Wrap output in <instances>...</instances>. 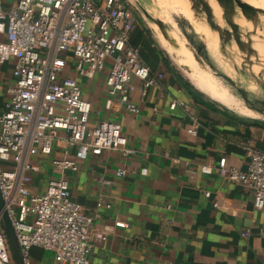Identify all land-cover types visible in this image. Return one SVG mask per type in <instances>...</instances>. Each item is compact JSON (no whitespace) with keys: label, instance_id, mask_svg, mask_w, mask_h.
Here are the masks:
<instances>
[{"label":"crops","instance_id":"obj_1","mask_svg":"<svg viewBox=\"0 0 264 264\" xmlns=\"http://www.w3.org/2000/svg\"><path fill=\"white\" fill-rule=\"evenodd\" d=\"M142 23L131 44L152 74L163 78L146 96L132 95L138 114L108 94L107 69L93 79L68 71L91 103L90 123L115 122L135 150L127 157L120 152L91 156L78 172L67 173L73 201L85 214L98 216L99 228L113 229L109 240L90 254V264H264V210L253 207L247 188L201 173L203 165H216L223 157L245 171L243 146L252 139L264 152V126L246 120L250 110L223 85L221 93L213 89L189 57L172 54L156 25L157 36ZM179 56L199 73L180 66ZM12 63L0 66V102L12 82ZM174 101L181 105L171 111ZM196 126L197 134H190ZM60 156L57 148L52 156L36 159L41 170L33 176L32 193L44 191L56 175L52 159ZM119 170L125 171L123 177L117 176ZM217 196L227 199L234 215L214 207ZM99 202L104 207L97 209ZM114 221L127 227L114 229ZM245 230L250 234L243 237ZM28 262L59 264L54 254L38 247L30 250Z\"/></svg>","mask_w":264,"mask_h":264},{"label":"built area","instance_id":"obj_2","mask_svg":"<svg viewBox=\"0 0 264 264\" xmlns=\"http://www.w3.org/2000/svg\"><path fill=\"white\" fill-rule=\"evenodd\" d=\"M136 16L144 20L132 0H0V66L13 62L12 82L0 102V193L26 264L34 247L54 254L59 264H90L92 251L113 231L99 228L98 216L85 214L73 201L67 173L78 172L91 156L120 152L127 157L135 150L120 125L90 123L91 103L68 71L93 79L107 69L108 94L138 114L132 95L146 96L163 75H153L131 44ZM180 105L174 101L169 108ZM188 132L196 135L197 126ZM57 148L61 156L52 159L56 175L43 192L32 193L33 176L41 170L36 159L52 156ZM243 149L245 171L223 157L216 165H203L201 173L247 188L253 207L264 210V152L252 139ZM124 175V170L117 172ZM96 206L104 207L101 202ZM214 207L234 215L226 198L217 196ZM113 227L127 225L114 221ZM0 264H14L1 211Z\"/></svg>","mask_w":264,"mask_h":264},{"label":"rangeland","instance_id":"obj_3","mask_svg":"<svg viewBox=\"0 0 264 264\" xmlns=\"http://www.w3.org/2000/svg\"><path fill=\"white\" fill-rule=\"evenodd\" d=\"M133 3L137 6L136 2L141 3V5L149 12V14L155 18L162 19L169 25V31H170V36L172 38H175L178 42V49H173L171 45L166 43V45L170 46L174 50L172 54H181V55H186L189 57L192 61L193 58V52H192V45H191V40L189 36H192L196 41H198L199 36L206 44L207 52H209L210 56H212L210 59H208V62L205 60V56H207V52L204 51V57L200 55L201 61L203 66L207 70H210L214 77H216L218 80L221 81V85L224 86L225 90H228L230 93H232L236 99L239 102L243 103V100L240 94L237 92L238 88L247 91L246 95L249 100H251V103H256V96H260L261 98H264V93L260 89L259 85L256 83L255 78L252 76L251 71L249 70V65L245 61L246 54L241 53L235 43H233V46L229 45H222L219 42V38L217 33L211 31L209 27L205 24V22L202 19H198L194 16L193 11L191 10V3L189 0H132ZM213 10L214 13V18L217 24H219L221 27H225L224 21L222 19V12L215 0H207ZM251 5H253L256 8H260L264 10V0H243ZM138 7V6H137ZM165 9L166 11H170L174 14L181 15L178 20L185 19L187 20L190 24L191 27H188L187 29V35H183L181 33V30L177 29L176 25L172 22L170 24V18L165 15ZM143 17V25L146 29L152 30V25L151 23L142 15ZM177 19V18H176ZM137 24L141 23V18L139 16H136ZM169 20V22H168ZM236 23L240 26V28L243 30L244 34L246 32H250L253 30V25L250 22H247L244 17L239 15L236 18ZM261 23L259 24V29H257L256 34L254 36H251V42L254 39V43H252V48L257 47L258 45L261 47L260 51L258 49L254 50L256 52V56L252 57V60L254 64L262 63V60L264 61V17L261 18ZM180 33V34H179ZM258 37H257V36ZM156 36V35H155ZM256 38L259 40H256ZM262 39V40H261ZM243 40L246 41L245 37ZM258 41V44H257ZM164 42V41H163ZM262 43V44H261ZM256 44V45H255ZM261 44V45H260ZM255 45V46H253ZM257 48H260V47ZM263 46V47H262ZM259 52H263L259 53ZM171 54V53H170ZM216 55L220 56L219 59H216ZM261 55V56H260ZM257 57V58H256ZM263 57V58H262ZM262 58V60L260 59ZM218 62H217V61ZM212 67L209 68L210 66ZM264 68L260 69H254L252 68L253 73L258 77V75L263 72ZM244 72V74H242ZM218 74H227V76H230L232 78L233 82L235 83L236 87L232 86L229 84L226 80L223 78H219ZM213 83V86L215 90H218L219 93L223 92V88L221 89L217 83L219 81L215 79H210ZM251 115L255 118H258V114L255 112H252Z\"/></svg>","mask_w":264,"mask_h":264},{"label":"water","instance_id":"obj_4","mask_svg":"<svg viewBox=\"0 0 264 264\" xmlns=\"http://www.w3.org/2000/svg\"><path fill=\"white\" fill-rule=\"evenodd\" d=\"M189 1L191 3V10L194 12V16L196 18L202 19L211 31L217 33L219 42L221 44V48L222 45L233 46V43H235L238 50L241 53L246 54L245 61L249 65L248 68L251 71L252 76L255 78L256 83L259 85L260 89L264 93V70L258 75V77L252 71V67L254 65L252 57L256 56V52L252 48V42H251V36H254L256 34L257 29H259L258 27L259 24H262L261 18L264 17V10L260 8H256L253 5L243 0H215L217 5L221 9L222 19L225 24V27H221L219 24L216 23L213 10L207 0H189ZM136 3L142 15L151 23V25L153 24L156 25L161 35L165 38V40H167L171 44H174L175 42L173 38H171L170 36L169 26H167L161 19L151 16L149 12L141 5V3L139 2ZM239 15L244 17L247 22H250L253 25L252 31L246 32L244 34L243 30L235 21ZM154 34L157 36L155 32ZM196 37H198L199 39L198 41H196L192 36H189L192 45L191 47L192 52L194 58L199 63V65L202 68H205V66H203L202 64L201 61L202 59L199 56L204 54V51L207 52L208 50L206 48L205 42L199 36ZM244 37L246 41L243 40ZM165 52L168 54L166 50ZM207 53H208L207 56L205 57L204 55L202 56L208 62V59H210L212 56H210L209 52ZM168 56L170 55L168 54ZM209 68H211L212 70L211 66ZM242 74H244V72H242ZM218 76H220L219 78H223L224 80H226L232 86L236 87L232 78H230V76H227V74H218ZM237 90H238L237 92L240 94L239 96H241L243 100V103L242 102L241 103L249 110L257 113L259 116L258 118L245 117L246 120L256 125L264 126V98H261L260 96H256L255 98L256 103H251V100L247 98L246 95L247 91L245 92L239 88ZM0 211L2 216L3 229L5 232L8 246L11 251L13 262L14 264H26L15 231L9 220V216L7 212L4 210V202L1 197V193H0Z\"/></svg>","mask_w":264,"mask_h":264},{"label":"bare ground","instance_id":"obj_5","mask_svg":"<svg viewBox=\"0 0 264 264\" xmlns=\"http://www.w3.org/2000/svg\"><path fill=\"white\" fill-rule=\"evenodd\" d=\"M155 1V0H154ZM194 13V12H193ZM165 15H167L169 18H170V22H169V20H168V22L170 23V24H172V22L176 25V27H177V29H179V30H181V33L183 34V35H187V29H188V27H191V24L187 21V20H185V19H182V20H178L179 19V17H181L182 18V16L181 15H175L174 13H172V12H170V11H166V9H165V13H164ZM177 18V19H176ZM198 19V21H199V18H197ZM162 20V19H161ZM163 21V20H162ZM167 26H169L165 21H163ZM173 25V24H172ZM152 28H153V30H154V32H156L155 31V25L153 24L152 25ZM158 28V27H157ZM158 31H159V29H158ZM159 33H160V31H159ZM161 34V33H160ZM180 34V33H179ZM162 36V35H161ZM257 36V35H256ZM259 36V35H258ZM257 36V37H258ZM163 37V36H162ZM164 38V37H163ZM172 38V37H171ZM255 39V38H254ZM254 39H253V41H252V43H254ZM164 40H165V38H164ZM173 40H174V44H171L170 42H168L167 40H165L166 42H168V44L169 45H171L172 47H173V49H178V45H177V40L175 39V38H173ZM252 40V39H251ZM256 40H258L257 38H256ZM262 40V39H261ZM259 41V40H258ZM258 41H257V44H258ZM262 44V43H261ZM260 44V45H261ZM256 45V44H255ZM255 45H253V46H255ZM259 46V45H258ZM257 46V47H258ZM257 47H254L255 49H258V51H260V49H261V47L260 48H257ZM263 47V46H262ZM253 48V49H254ZM175 49V50H176ZM263 51H264V48H263ZM255 52H257V50L255 51ZM259 53H262V55H263V52H259ZM261 56V55H260ZM178 59H177V61H178V63L180 64V66H182L184 69H186V70H193V71H195L196 73H201L202 75H203V77L206 79V81H209L210 79H215V80H217V81H219V83H217L218 85H219V87L221 86V81L220 80H218L216 77H214V75L212 74V72L210 71V70H207V69H205V68H202L200 65H199V63L196 61V59L194 58V56H192V58H193V61H194V63H195V65H196V67H197V69H198V71L194 68V66L192 65V63L189 61V60H187V59H185L183 56H179V57H177ZM257 58V57H256ZM263 58V57H262ZM262 58H260L261 60H262ZM259 62V61H258ZM257 62V63H258ZM254 64L253 65V70L254 69H262V68H264V61L262 60V63H259V64ZM207 74L210 76V78H207L206 76H207ZM220 88H222V87H220ZM230 93V92H229ZM231 95H233L232 93H230ZM234 96V95H233ZM250 112L252 113L253 111H251L250 110ZM251 118H255V117H253V116H251Z\"/></svg>","mask_w":264,"mask_h":264},{"label":"trees","instance_id":"obj_6","mask_svg":"<svg viewBox=\"0 0 264 264\" xmlns=\"http://www.w3.org/2000/svg\"><path fill=\"white\" fill-rule=\"evenodd\" d=\"M176 15V14H175ZM207 78H210V76L207 74V76H206Z\"/></svg>","mask_w":264,"mask_h":264}]
</instances>
